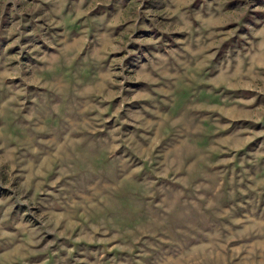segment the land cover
I'll return each instance as SVG.
<instances>
[{
	"label": "rangeland",
	"instance_id": "374dc122",
	"mask_svg": "<svg viewBox=\"0 0 264 264\" xmlns=\"http://www.w3.org/2000/svg\"><path fill=\"white\" fill-rule=\"evenodd\" d=\"M0 264H264V0H0Z\"/></svg>",
	"mask_w": 264,
	"mask_h": 264
}]
</instances>
